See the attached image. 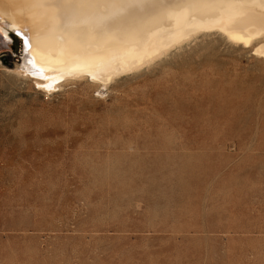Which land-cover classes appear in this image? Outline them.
<instances>
[{
    "label": "rangeland",
    "instance_id": "1",
    "mask_svg": "<svg viewBox=\"0 0 264 264\" xmlns=\"http://www.w3.org/2000/svg\"><path fill=\"white\" fill-rule=\"evenodd\" d=\"M1 22L0 264H264L255 42L212 30L45 89Z\"/></svg>",
    "mask_w": 264,
    "mask_h": 264
},
{
    "label": "bare ground",
    "instance_id": "2",
    "mask_svg": "<svg viewBox=\"0 0 264 264\" xmlns=\"http://www.w3.org/2000/svg\"><path fill=\"white\" fill-rule=\"evenodd\" d=\"M0 21L24 40L21 67L50 89L106 83L212 30L264 54V0H0Z\"/></svg>",
    "mask_w": 264,
    "mask_h": 264
}]
</instances>
